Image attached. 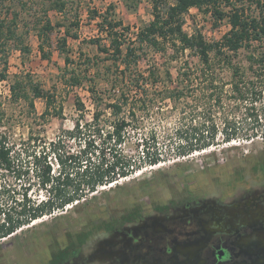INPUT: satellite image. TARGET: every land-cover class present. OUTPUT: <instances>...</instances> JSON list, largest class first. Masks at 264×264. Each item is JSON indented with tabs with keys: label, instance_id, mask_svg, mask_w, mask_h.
<instances>
[{
	"label": "rangeland",
	"instance_id": "rangeland-1",
	"mask_svg": "<svg viewBox=\"0 0 264 264\" xmlns=\"http://www.w3.org/2000/svg\"><path fill=\"white\" fill-rule=\"evenodd\" d=\"M137 1V7L133 8ZM51 2L0 0V17L12 26L17 22V32L21 35L20 40H9L6 43V52H0V70L4 68L5 61L8 62V77L0 80V116L3 117L0 130L5 131L10 142L15 144L14 155L17 157L15 168L0 169V202H12L15 197L21 196L30 184L32 196L43 198V193L38 190L39 170L35 155L48 152L53 143L58 141L62 150L77 154L82 150L85 138L93 133L91 122L95 112H101L100 122L107 126L116 119L106 104L115 98L112 80L118 69L111 55L99 49L98 43L93 41L100 38L102 46H110L106 31L99 26L101 14L112 12L113 8L115 17L122 19L124 25L130 26L131 31L127 34L129 40H134L140 27L153 19L152 0H69L64 12L48 11ZM244 8L248 14L259 15L260 8L256 3H246ZM224 9L229 10L230 7ZM46 11L54 25V30L48 33L49 37L44 41V51L49 54V58L44 57V51L40 48L42 40L39 35L46 22ZM14 16L15 23H10ZM229 29L227 17L217 22L211 13H204L195 7L186 14L185 30L189 33L201 32L208 41L222 39ZM67 33L70 34L66 45L70 51L69 63L61 51L62 38ZM26 47L29 50H26ZM255 48L264 49V42L255 43ZM145 49L148 55L141 63L142 68H146L149 62L161 65L170 56V53H158L149 47ZM246 54L247 51L243 49L237 57L245 67L249 65ZM189 58L198 60L197 56ZM172 64L176 66L178 62L173 61ZM74 72L81 78L80 85L72 81ZM173 72L176 73L175 68ZM26 74L34 83L53 95L54 101L46 116L42 115L46 110L44 98H34L33 109L29 99L23 97L15 100L12 97L10 85L15 78ZM223 75L226 80H230V69L226 67ZM229 88L228 85L227 89ZM92 89L97 92L95 97H102L97 99L98 105L92 99ZM78 100L84 103L83 109H80ZM193 102L196 103L192 99L186 105V112L190 113L193 107L198 112L213 106V103L208 106L199 103L200 107H195ZM262 103L264 98L250 103L238 102L233 97L226 96L222 104L213 106L220 125L219 144L208 150L196 151L175 159L168 157L170 159L166 162L151 166L144 163V146L143 143L139 144L137 139L154 132L159 139V147L165 148L166 135L175 130L180 121L183 120L187 124L191 121L189 118L181 119L185 113L175 111L165 115L157 109L153 117H148L144 126L136 132H131V136L119 145L116 151L122 153L126 159L141 163L142 169L131 176L120 178L113 185L100 187L88 203L80 205L77 209L67 206L64 211L45 216L33 222L34 224L25 226L24 230L16 235L2 239L0 264H48L58 249L77 238L79 232H89L87 239L92 241L102 234L100 224L112 215L120 216L124 211L134 210L136 206L184 194L189 189H232L256 183L260 178H264V171L258 167L260 162H264ZM253 106L256 109H252ZM253 112L262 114L259 122L255 121L254 116H250L249 113ZM78 119L85 124L86 136L82 139L70 133ZM225 121L242 130H255L257 137L254 140L224 142L221 131ZM96 140L101 142L98 137ZM52 157L53 154H50L48 160L53 162V171L58 173L59 166ZM97 158L98 155H95L94 161L98 160ZM70 162L71 160L67 161L68 164ZM39 164L43 165L44 161Z\"/></svg>",
	"mask_w": 264,
	"mask_h": 264
},
{
	"label": "trees",
	"instance_id": "trees-1",
	"mask_svg": "<svg viewBox=\"0 0 264 264\" xmlns=\"http://www.w3.org/2000/svg\"><path fill=\"white\" fill-rule=\"evenodd\" d=\"M51 1L48 11L57 12H64L69 2ZM138 2H135L133 8L137 7ZM246 3H256L260 8L259 15L246 13ZM152 7L153 19L140 27L134 40L127 38L131 28L124 25L122 19L115 17L113 8L112 12L101 14L99 26L106 31L110 46H102L100 38L93 41L98 43L99 49L111 55L118 69L112 80L115 98L106 104L116 119L107 126L100 122L101 112H95L91 122L93 133L85 138V144L77 154L62 150L58 141L53 143L48 152L35 155L39 170L38 190L43 193V198L32 196L30 184L21 196L15 197L12 202H0V241L23 231L25 226L34 224L36 219L64 211L67 206L77 209L80 205L88 203L100 187L116 183L120 178L131 176L142 169L141 163L126 159L122 153L116 151L118 146L131 136V132H136L145 125L148 117H153L157 109L165 115L175 111L185 113L181 119L189 118L191 121L189 124L180 121L179 126L166 135L165 148L159 147L160 142L154 132L137 139L139 144L143 143L144 146V163L151 166L166 162L170 159L168 157L175 159L196 151L208 150L219 144L220 125L213 106L222 104L226 96L229 95L238 102L250 103L264 98V49L255 48V43L264 42V0H152ZM193 7L204 13H211L217 22L227 17L229 31L222 39L212 42L201 32H187L186 14ZM224 7L230 9L225 10ZM48 11L46 22L39 32L42 51L44 41L49 37L48 33L54 30L52 20L48 18ZM15 17L10 23H15ZM14 25L8 24L6 19L0 17V39H3L0 40V52H6L4 47L9 40L21 39L17 32V22ZM68 36L70 34L67 33L62 38L61 45L67 63L71 62L70 51L66 48ZM146 47L158 53H170V56L161 65L149 62L146 68H142L141 63L148 55ZM25 49L29 50L28 47ZM243 49L247 51V67L237 60ZM43 54L45 58H49L47 52L44 51ZM189 56H197L198 60L194 61ZM173 61L178 64L173 66ZM7 63L6 60L4 68L0 70V80L8 77ZM226 67L231 71L230 80H226L223 75ZM27 75L18 76L10 85L12 97L15 100L23 97L29 99L33 109L34 98H44L46 110L42 115L46 116L54 101L53 95L34 83ZM72 81L77 85L82 83L75 72L72 74ZM90 91L97 104V99L102 97H95L96 90ZM192 99L196 101L193 102L195 107H198L199 103L206 106L213 103V106L198 112L193 107L188 113L186 105ZM78 104L80 109L85 107L81 100H78ZM261 106L264 111V103ZM252 109L256 107L253 106ZM249 114L254 116L256 122L262 118V114L258 112ZM2 123L3 117L0 116V126ZM85 130V124L78 119L70 133L82 139L86 136ZM221 133L224 142L254 140L257 137L255 130H242L227 121L224 122ZM96 137L101 142H97ZM14 149L15 144L10 142L5 131L0 130V169L11 170L16 167L17 157L14 155ZM50 154H53L52 158L59 166L58 173L53 171V162L48 160ZM95 155H98L96 161ZM42 160L43 165L39 164ZM69 160L70 165L67 163ZM258 167L264 171V162H260ZM88 236L89 232H79L76 235L84 241ZM73 244L74 242L68 243L69 246Z\"/></svg>",
	"mask_w": 264,
	"mask_h": 264
},
{
	"label": "flooded vegetation",
	"instance_id": "flooded-vegetation-1",
	"mask_svg": "<svg viewBox=\"0 0 264 264\" xmlns=\"http://www.w3.org/2000/svg\"><path fill=\"white\" fill-rule=\"evenodd\" d=\"M77 237L48 264H264V178L218 190L189 189L136 206Z\"/></svg>",
	"mask_w": 264,
	"mask_h": 264
},
{
	"label": "bare ground",
	"instance_id": "bare-ground-1",
	"mask_svg": "<svg viewBox=\"0 0 264 264\" xmlns=\"http://www.w3.org/2000/svg\"><path fill=\"white\" fill-rule=\"evenodd\" d=\"M158 165V164H157ZM115 182L110 183V185H113ZM104 187V186H103ZM40 219H36L34 222L38 221Z\"/></svg>",
	"mask_w": 264,
	"mask_h": 264
}]
</instances>
